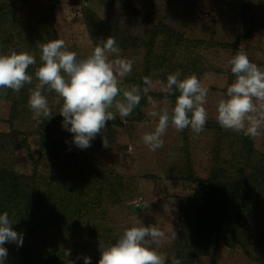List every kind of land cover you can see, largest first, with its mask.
I'll return each instance as SVG.
<instances>
[{
	"label": "rangeland",
	"instance_id": "obj_1",
	"mask_svg": "<svg viewBox=\"0 0 264 264\" xmlns=\"http://www.w3.org/2000/svg\"><path fill=\"white\" fill-rule=\"evenodd\" d=\"M244 1L248 2L246 12L243 0H131V6L143 12L144 16H139L122 0H115V24L140 42L137 48L119 47L120 58L132 62V71L121 79V87L143 84L146 50L142 44L150 41L158 24L181 36L188 64L185 60L178 63V57L167 53L162 67L150 68L148 74L154 85L148 95L155 106L144 96L145 102L141 100L133 109L127 123L113 107L110 111L116 119L108 121L103 134L97 135L87 149L76 147L73 134L62 127L63 117L58 111L63 101L55 92L47 95L54 116L42 127L43 117L30 110L20 91L0 89V134H20L32 151L30 156L25 148L14 150L12 140L6 139L2 146L0 140V164L10 165L18 174L29 175L36 169L41 177L46 175L37 181L36 192L49 199L65 195L71 187L86 188L76 194V199L80 205L86 203L84 211L90 214L60 226L37 198L31 208L34 216L27 225L12 219L24 240L19 248L15 243L5 244V264H20L15 260L22 259L25 251L36 262L55 242L63 246L64 253L70 249L83 263V257L90 256L91 264H98L99 241L115 243L133 224H155L165 232L158 250L167 254V264L173 257L182 264H264V178L248 165L264 158V127L260 135L251 137L254 153L249 163L238 166L236 152L246 142L243 133L223 129L216 134L214 128L218 123L217 102L226 96L235 79L227 73L228 60L243 48L252 62L264 67V0ZM108 6V0H29L15 5L12 14L6 16L14 22L0 21V30L8 28L14 43L25 51L31 47L28 35L40 32L43 38L63 39L70 50L84 58L104 39L97 22L107 18ZM49 20L52 23L47 27ZM11 22L13 25H8ZM2 47L0 43V53ZM154 51L155 55L163 52L161 38H157ZM184 67L187 74H197L208 89L205 107L210 128L197 135L190 128L183 132L170 125L162 137L163 147L150 151L142 136L154 131L158 117L147 113L172 108L162 88L170 73H183ZM117 99H122V92ZM14 100H22L23 105L12 119ZM42 138L54 146L52 154L41 152ZM240 165L244 166L242 175L236 172ZM215 176L227 187L207 189L206 181H213ZM234 182L240 186L233 188ZM88 190L95 198L91 203ZM72 207L69 201L65 211ZM28 211L27 207L23 210Z\"/></svg>",
	"mask_w": 264,
	"mask_h": 264
},
{
	"label": "clouds",
	"instance_id": "obj_2",
	"mask_svg": "<svg viewBox=\"0 0 264 264\" xmlns=\"http://www.w3.org/2000/svg\"><path fill=\"white\" fill-rule=\"evenodd\" d=\"M37 46L42 63L35 68L38 83L29 89L28 106L37 116L50 119L53 113L43 91L45 88L54 91L63 101L58 111L63 117L62 127L73 134L76 147H91L96 136L103 134L108 121L116 119L110 111L113 107L121 121L127 123L126 118L140 104L142 96L155 106V101L148 95L154 86L149 76L143 77V88L139 85L121 87V79L132 71V62L120 58L121 50L112 35L100 40L84 58L70 50L63 39L38 43ZM110 55L117 58L110 59ZM227 63L235 79L227 87L226 96L217 102L216 120L226 130L255 138L264 127V67L252 62L243 48L238 49ZM34 65L35 55L28 51L11 48L7 53H0V89L19 92L26 84H32L33 76L28 69ZM181 75L180 70L170 73L162 88L165 96L179 92L174 107L147 113L158 117L154 131L142 136L150 151L163 147L162 137L170 125L177 131L190 128L197 135L204 130L208 119L205 107L208 89L197 74L191 73L183 79ZM121 92L122 99H117ZM103 142L107 147L105 138ZM12 225L7 211L0 214V264H5L8 257L6 243H15L18 248L23 245V233ZM164 238L165 232L155 224H133L115 243L99 241L98 264H167V254L158 250ZM64 255L66 264H74L68 259L70 249H65ZM83 259L84 264H91L90 256ZM171 264L182 262L173 257Z\"/></svg>",
	"mask_w": 264,
	"mask_h": 264
},
{
	"label": "trees",
	"instance_id": "obj_3",
	"mask_svg": "<svg viewBox=\"0 0 264 264\" xmlns=\"http://www.w3.org/2000/svg\"><path fill=\"white\" fill-rule=\"evenodd\" d=\"M29 0H0V21L3 22L4 20L7 21H13V19H9L6 16L8 14H12V11L15 10V5L17 3H24ZM123 4L127 7H129L135 15L144 16L143 12L140 10H137L135 7L133 8L131 6V0H122ZM243 10L246 12V9L248 7V2L243 0ZM109 6H108V16L105 20L99 19L97 22V26L100 30V32L104 35V39H106L108 36L112 35L116 43L119 47H126V48H137L140 46L139 40H135L133 37L128 35L127 33L123 32L117 24L114 22V3L115 0H108ZM52 20L54 21V18L52 17ZM52 20H49L50 26L52 23ZM14 22V21H13ZM13 22L8 23V25H13ZM151 39L150 41L143 43V47L146 50L145 55V71L146 75L148 76L150 68L152 70L158 69L162 67V61L163 57L165 58L167 53H171L173 56H176L178 58L177 62L181 64L182 61L185 60V62L188 64L186 60V53L182 52V46H183V39L181 36H179L176 32L173 30L164 27L162 24H158L152 29ZM11 32L8 28L0 30V43L1 45H4L2 47L3 52L7 53L9 49L15 48L17 51L24 50V48H19V45L14 43V39L11 38ZM40 32L33 35H28L30 39L28 38L29 42L28 44L31 45L30 47V53H33L36 58V65L30 66L28 69L29 74L34 75L33 79L36 80L32 82V84H26L21 90L20 93L25 96L24 103L29 99V89L34 88L35 85L38 83V80L35 77V68L39 67L41 65L40 55L41 51L38 48V43H45L47 41L52 40L51 38H43L39 36ZM52 37V36H51ZM39 38V40H38ZM157 38L162 39V48L163 52L161 54L155 55L154 51V44L157 40ZM18 45V46H17ZM35 52H38L39 54L36 55ZM162 58V59H161ZM39 59V61H38ZM183 73L181 75V79L184 78V76L189 75L187 74L188 69L185 67L183 68ZM229 75H233L231 73V70L227 72ZM233 78H235L233 76ZM145 85L144 83L141 84V88H143ZM53 93L54 91H49L47 88L44 89L43 94L47 97L49 93ZM2 95V94H0ZM179 95L178 91H175L174 94L168 95L166 97H169L172 102V107H174L176 102V96ZM146 97L142 96V103L145 102ZM22 102V100H21ZM19 100L13 101V115L12 119L15 114L19 113V107H21L23 104ZM28 106V105H27ZM62 106V104H61ZM29 107V106H28ZM54 115H52L53 117ZM51 117V118H52ZM50 119L45 120L44 118L41 121V126H45L47 122H49ZM10 123H13L10 120ZM40 126V127H41ZM210 128L209 124H206L204 129ZM213 127V126H211ZM215 133H219L222 128L219 123L214 124ZM231 131V130H230ZM183 132H187V128L183 130ZM243 137L245 138L244 142L245 144L241 146V148L236 152V160H237V166L238 164H242L244 162L249 163L250 155L254 153V148L252 144L251 137L245 136L243 134ZM6 139H10L11 146L14 150H18L19 148H25L30 156H32L31 148L27 142L26 139L20 137V134H17L16 132H10L8 135L5 136V134H0V140L2 141V145L6 143ZM55 151L54 146L49 145L48 141L45 138H42L41 142V152L45 154H52V152ZM247 159V160H246ZM249 168L253 170V172L257 173L261 178H264V158L261 159L259 162H255V164H248ZM236 172L238 175H242L244 172V166L240 165L237 167ZM82 176V171H81ZM79 174V175H80ZM75 174L73 173V176ZM46 175L42 176L37 173L36 169L34 170V173L32 174H18L16 173L13 168L8 165L4 166V164H0V214L7 211L9 214V218L12 221V219H16L17 222L21 221L22 225H27L32 217L34 216V210L31 209L33 203L36 202V199H40V204L44 208V211L47 214H50L51 216H54L56 219H58V223L60 226L64 225L69 220L75 219L76 221H81V219L84 217L83 214L90 215L89 211H84L85 208H87L86 203L85 205H80L76 199V194L79 192L80 194L83 193V191H86V188L82 187H71L69 191L65 192V195L60 197H52L49 199L47 197H42L37 194V181L39 179H43ZM207 189L214 190V189H222L226 188L227 185H223V183L220 181L219 176H215L213 178V181H206ZM50 183L47 184V188L49 187ZM88 186V185H87ZM233 188L239 187V182L232 183ZM89 188V187H87ZM230 188V186L228 187ZM98 191V190H97ZM47 193L49 194L50 191L48 190ZM87 195L89 196V202L94 201L93 194H91V191H87ZM204 196V193L201 194ZM45 196V195H44ZM55 198V199H54ZM206 198V196H205ZM98 200L97 203L100 202L99 196L96 197ZM35 200V202H34ZM244 201L248 200V197L245 196L243 198ZM69 201H71L72 208L70 211H65V205H69ZM66 203V204H65ZM95 203V202H94ZM25 207L28 208V212H23ZM246 208V206H244ZM14 229V224L12 225ZM22 227V226H21ZM29 238V237H27ZM55 246H53L50 250L44 253V257H41L40 260H36V262L33 260L32 256L29 255L27 251L24 252V255L22 259H16L15 261L20 260V264H66V257L63 252V246H61L60 243L55 242L53 243ZM68 259L74 261V264H84L80 259L79 256L76 254L71 253L70 257ZM13 260V259H12ZM97 264V263H92Z\"/></svg>",
	"mask_w": 264,
	"mask_h": 264
}]
</instances>
